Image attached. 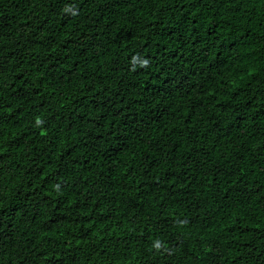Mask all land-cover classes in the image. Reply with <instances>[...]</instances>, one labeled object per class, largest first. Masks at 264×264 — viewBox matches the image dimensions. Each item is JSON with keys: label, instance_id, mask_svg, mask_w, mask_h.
<instances>
[{"label": "trees", "instance_id": "16d2710c", "mask_svg": "<svg viewBox=\"0 0 264 264\" xmlns=\"http://www.w3.org/2000/svg\"><path fill=\"white\" fill-rule=\"evenodd\" d=\"M0 264H264V0H0Z\"/></svg>", "mask_w": 264, "mask_h": 264}]
</instances>
